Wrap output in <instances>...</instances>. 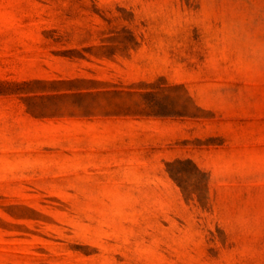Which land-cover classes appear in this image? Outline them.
Instances as JSON below:
<instances>
[{
    "label": "rangeland",
    "instance_id": "374dc122",
    "mask_svg": "<svg viewBox=\"0 0 264 264\" xmlns=\"http://www.w3.org/2000/svg\"><path fill=\"white\" fill-rule=\"evenodd\" d=\"M0 264H264V0H0Z\"/></svg>",
    "mask_w": 264,
    "mask_h": 264
}]
</instances>
